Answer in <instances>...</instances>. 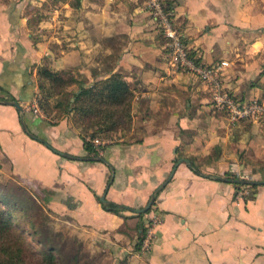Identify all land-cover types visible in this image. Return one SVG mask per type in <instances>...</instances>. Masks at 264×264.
<instances>
[{"label":"crops","instance_id":"1","mask_svg":"<svg viewBox=\"0 0 264 264\" xmlns=\"http://www.w3.org/2000/svg\"><path fill=\"white\" fill-rule=\"evenodd\" d=\"M45 1L0 0V181L34 191L67 264H264L261 126L217 121L198 76L167 72L166 38L145 0ZM169 1L164 8L196 62L228 61L225 88L264 100L254 85L264 65V0ZM39 65L69 70L85 84L120 72L133 92L125 138L88 148L72 111L40 113L49 85L40 90ZM2 100H17L23 112ZM199 121L209 124L199 133L211 142L197 140ZM178 158L190 163L173 169ZM152 216V241L140 253Z\"/></svg>","mask_w":264,"mask_h":264},{"label":"trees","instance_id":"2","mask_svg":"<svg viewBox=\"0 0 264 264\" xmlns=\"http://www.w3.org/2000/svg\"><path fill=\"white\" fill-rule=\"evenodd\" d=\"M161 2L166 9L170 8L169 0ZM69 3L77 6L80 0H69ZM260 77L264 79V65ZM37 78L41 91L44 83L49 85L48 92L40 99V107L45 113L53 111L56 117L72 111L80 123V136L85 147L92 148V137L109 138L130 130L133 92L120 72L85 84L69 70H51L46 65H39ZM259 78L254 85L262 90L264 99V81ZM74 83L79 90H68ZM50 96L55 98L51 106ZM41 211L40 204L33 199L27 203L0 198V264H65L53 239L42 232L38 222Z\"/></svg>","mask_w":264,"mask_h":264},{"label":"built area","instance_id":"3","mask_svg":"<svg viewBox=\"0 0 264 264\" xmlns=\"http://www.w3.org/2000/svg\"><path fill=\"white\" fill-rule=\"evenodd\" d=\"M144 3L166 38L167 72L169 74L179 71L192 72L205 83L214 105L218 109L227 112L231 121L238 119L257 120L264 127V100L258 98L243 100L237 98L225 88L223 76L228 61L220 60L208 66L196 62L195 58L188 52L183 34L176 27L170 12L164 8L161 0H145ZM35 108L40 110L37 105H35ZM40 113L44 114L43 110ZM90 140L97 146L106 142L100 136L92 137ZM156 219V216H152L144 224V231L138 249L140 253L148 250L151 244L153 225L156 223Z\"/></svg>","mask_w":264,"mask_h":264},{"label":"rangeland","instance_id":"4","mask_svg":"<svg viewBox=\"0 0 264 264\" xmlns=\"http://www.w3.org/2000/svg\"><path fill=\"white\" fill-rule=\"evenodd\" d=\"M57 2H53V0H47V1L43 2L42 5L45 4V6H48L50 4V5L53 6ZM213 106H214L215 110L218 109L214 104H213ZM131 116H132V109H131ZM215 117H216L217 121H218V119H223V118L224 119L227 118L228 120L231 121V119L228 117L227 112H225L224 110L218 109V111L215 112ZM247 120H251V119H247ZM251 121H254V122L258 123L261 126V128L264 130V127L262 126V124L260 122H258L257 120L256 121L255 120H251ZM217 124L218 123H216V126L214 128L216 129L215 130L216 131L215 132L216 136H219L217 133H219L221 135L222 134V131L221 130H218ZM132 126L133 125L131 124L130 129L132 128ZM140 126H141V123H138V124L136 123V128H137L136 130L137 131L140 128ZM195 126H197L196 128H198L197 129L198 130L197 131L198 132L197 137L200 138V139H197V140L198 141H201L203 143V139H207V141L211 142V140H210V138H208L207 134H204V132L203 133H199L200 131L202 132L204 128L206 129V127L209 126V124L202 123V122L199 121L198 123L195 124ZM129 131H127L125 134H120L119 136L116 135L114 137H109V138H106V137H103V136H100V135L99 136L102 139L106 140L105 143H107V142H113V141L114 142H119L120 141L119 139H121L122 137L125 138V136L128 134ZM232 134L234 135V133H232ZM129 138L131 139L132 137H129ZM130 139H124V141H128ZM196 142L197 141L195 139H193L192 140V144L193 145L192 144L191 145L194 146V144ZM231 146L232 145L228 143V147L232 148ZM0 166H1V164H0ZM15 183H17V182H15ZM30 189L31 188L30 187L28 188V186H26V184H24L23 186H19V187L16 186L14 183H11L10 182V178L3 179L2 181H0V198L3 199V200L21 201V202H27V203L30 202V201H32V199L35 200L38 204H40V206L42 208V211H41L42 214L38 218V222L41 225L42 232L45 233V234H48L50 236L52 233L50 231L51 229L48 228V227H50L49 226V220L45 216L46 214H45L44 208L42 206V202L40 200H37V198L34 197L33 195H31V192L33 190L30 192ZM51 236L50 237L53 239V241L55 242V244L59 248V251L58 252L61 255V258L65 261V264H67L68 261L66 260V257H68V255H67V253L65 251V247L62 248V246L61 247L59 246L57 235L54 236L52 234Z\"/></svg>","mask_w":264,"mask_h":264},{"label":"water","instance_id":"5","mask_svg":"<svg viewBox=\"0 0 264 264\" xmlns=\"http://www.w3.org/2000/svg\"><path fill=\"white\" fill-rule=\"evenodd\" d=\"M71 99H72V98H71ZM2 102L6 103V104H12V105H14V106H15L20 112H23V107L19 104V102H18L17 100H2ZM21 125H22V127H23L24 129H26V125H25V123H24L23 121H21ZM26 130H27V129H26ZM28 132H29V134H30L31 136L36 137V135L32 134L29 130H28ZM45 144H46L47 146L51 147L55 152H57V153H59V154H62V155H65V156H69L66 152H63V151H61V150H58V149L52 147L48 142H45ZM73 157H74V156H73ZM97 158H98V159H102L101 156H97ZM181 160H184V161H185L186 163H188V164L190 163V160H189L188 158H178V159L175 161L174 165H173V169L175 168L176 164H177L178 162H180ZM173 169L171 170L169 176L166 178V180H164V182H163L161 185H163V184H164V183L170 178V176L172 175ZM226 179H227V178H226ZM232 180L235 181V182H239V183H254V182H257L256 180H253V179H250V178H234V179H232ZM100 199H101L102 201H104V195L101 196ZM152 200H153V196H151L150 200L147 202V204H146L145 206H143V207H141V208H137L136 210H137V211H144V210H146V209L150 206Z\"/></svg>","mask_w":264,"mask_h":264}]
</instances>
